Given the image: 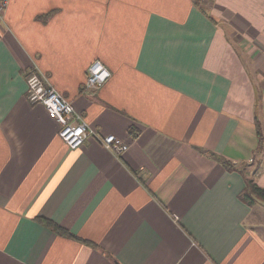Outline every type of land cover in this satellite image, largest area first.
Segmentation results:
<instances>
[{"label":"crops","instance_id":"1","mask_svg":"<svg viewBox=\"0 0 264 264\" xmlns=\"http://www.w3.org/2000/svg\"><path fill=\"white\" fill-rule=\"evenodd\" d=\"M95 59L112 76L86 92ZM34 62L129 149H71L26 98ZM248 180L264 187V0L8 1L0 264H264V201L242 199Z\"/></svg>","mask_w":264,"mask_h":264},{"label":"built area","instance_id":"2","mask_svg":"<svg viewBox=\"0 0 264 264\" xmlns=\"http://www.w3.org/2000/svg\"><path fill=\"white\" fill-rule=\"evenodd\" d=\"M9 0H0V17L4 15ZM112 72L99 59H95L88 67L83 90L93 92L106 83ZM26 98L32 104H42L59 124V136L71 148H80L89 138L96 139L102 146L116 155L129 149V143L116 134H104L97 131L86 121L73 105L51 83L50 78L37 63L31 64L26 70Z\"/></svg>","mask_w":264,"mask_h":264},{"label":"trees","instance_id":"3","mask_svg":"<svg viewBox=\"0 0 264 264\" xmlns=\"http://www.w3.org/2000/svg\"><path fill=\"white\" fill-rule=\"evenodd\" d=\"M223 162L228 169L234 168L230 162L226 160H224ZM241 197L244 201H246L249 204H253L257 200L264 201V187L258 185V183L254 180H248L246 187L243 193L241 194ZM37 220H39L40 222H43L45 225H47L48 227H50L52 230H54L56 233L60 235L69 236L76 240H80L82 242H85L91 245L97 244V243H92L88 239H85L76 234H73L70 230H68L67 228L63 227L62 225L58 224L57 222L51 219L39 216L37 217Z\"/></svg>","mask_w":264,"mask_h":264},{"label":"rangeland","instance_id":"4","mask_svg":"<svg viewBox=\"0 0 264 264\" xmlns=\"http://www.w3.org/2000/svg\"><path fill=\"white\" fill-rule=\"evenodd\" d=\"M200 2H202L203 4L207 3V0H199Z\"/></svg>","mask_w":264,"mask_h":264},{"label":"water","instance_id":"5","mask_svg":"<svg viewBox=\"0 0 264 264\" xmlns=\"http://www.w3.org/2000/svg\"><path fill=\"white\" fill-rule=\"evenodd\" d=\"M117 264H119V263H117Z\"/></svg>","mask_w":264,"mask_h":264}]
</instances>
